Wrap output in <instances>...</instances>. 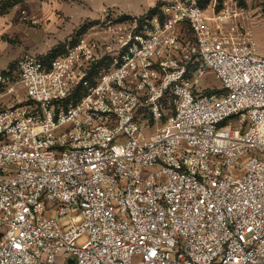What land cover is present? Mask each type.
Masks as SVG:
<instances>
[{"label":"built area","instance_id":"built-area-1","mask_svg":"<svg viewBox=\"0 0 264 264\" xmlns=\"http://www.w3.org/2000/svg\"><path fill=\"white\" fill-rule=\"evenodd\" d=\"M204 1L0 70V264H264V54Z\"/></svg>","mask_w":264,"mask_h":264},{"label":"rangeland","instance_id":"rangeland-1","mask_svg":"<svg viewBox=\"0 0 264 264\" xmlns=\"http://www.w3.org/2000/svg\"><path fill=\"white\" fill-rule=\"evenodd\" d=\"M156 2L146 11L137 13L122 10L117 5H103L102 0H19L7 4L0 8V70H15L20 58L27 53L52 58L62 53L84 26L101 22L103 18L117 21L149 13ZM204 2L217 9L227 5L243 9L258 53L264 54V0ZM201 86H208V92L220 91V83L213 73L202 79ZM22 91L23 86L19 85L18 92ZM144 133L149 134L150 129Z\"/></svg>","mask_w":264,"mask_h":264},{"label":"crops","instance_id":"crops-1","mask_svg":"<svg viewBox=\"0 0 264 264\" xmlns=\"http://www.w3.org/2000/svg\"><path fill=\"white\" fill-rule=\"evenodd\" d=\"M103 5H117L122 10L139 12L146 11L156 0H102Z\"/></svg>","mask_w":264,"mask_h":264},{"label":"trees","instance_id":"trees-1","mask_svg":"<svg viewBox=\"0 0 264 264\" xmlns=\"http://www.w3.org/2000/svg\"><path fill=\"white\" fill-rule=\"evenodd\" d=\"M17 1H19V0H2L1 2H0V8L1 7H3V6H5V5H7V4H10V3H12V2H17ZM155 12V9H151L150 11H149V14H153ZM88 26H84L81 30H83V29H85V28H87ZM57 56V55H56ZM55 57V56H54ZM45 58H48L47 56L45 57Z\"/></svg>","mask_w":264,"mask_h":264},{"label":"bare ground","instance_id":"bare-ground-1","mask_svg":"<svg viewBox=\"0 0 264 264\" xmlns=\"http://www.w3.org/2000/svg\"><path fill=\"white\" fill-rule=\"evenodd\" d=\"M213 3V2H212ZM211 6H212V4H211Z\"/></svg>","mask_w":264,"mask_h":264}]
</instances>
